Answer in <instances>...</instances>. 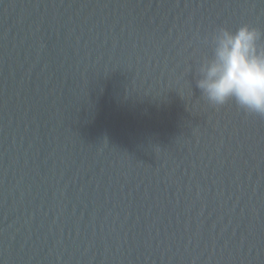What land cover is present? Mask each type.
<instances>
[{
  "label": "water",
  "instance_id": "water-1",
  "mask_svg": "<svg viewBox=\"0 0 264 264\" xmlns=\"http://www.w3.org/2000/svg\"><path fill=\"white\" fill-rule=\"evenodd\" d=\"M264 0H0V264H264V118L196 87Z\"/></svg>",
  "mask_w": 264,
  "mask_h": 264
},
{
  "label": "clouds",
  "instance_id": "clouds-1",
  "mask_svg": "<svg viewBox=\"0 0 264 264\" xmlns=\"http://www.w3.org/2000/svg\"><path fill=\"white\" fill-rule=\"evenodd\" d=\"M262 33L244 24L234 32L218 28L204 44L211 56L202 58L196 87L212 106L228 101L244 112L264 118V46Z\"/></svg>",
  "mask_w": 264,
  "mask_h": 264
}]
</instances>
